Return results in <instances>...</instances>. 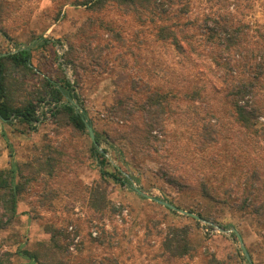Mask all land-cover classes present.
I'll use <instances>...</instances> for the list:
<instances>
[{
    "label": "trees",
    "instance_id": "1",
    "mask_svg": "<svg viewBox=\"0 0 264 264\" xmlns=\"http://www.w3.org/2000/svg\"><path fill=\"white\" fill-rule=\"evenodd\" d=\"M207 1L209 10L203 13L200 35L203 43L212 48L210 61L217 68L221 85L214 91L220 93L217 100L209 97L204 85L151 88L147 82L141 84L139 79L132 78L129 84L134 92L120 93L116 89L113 102L104 109L102 117L106 122L98 124L99 120L95 122L82 107L79 112L70 102L80 103L77 91L82 89L90 69L108 70L103 54L110 49L111 42L94 44L95 34L90 31L98 25L114 41L123 39L110 25L88 19L79 29L82 38L68 42L61 55V64L72 70L73 83L60 67L55 79L41 77L40 62L34 66L33 55L41 57V50L54 47L52 40L41 35L31 36L28 45L15 42L14 52L8 51L0 57V123L15 129L22 126L20 133L27 134L40 125L50 126L55 138L69 129L79 140H86L89 158L99 178L86 188L88 208L92 213L107 209L114 212L117 209L106 190L109 181L121 188L131 189V184L105 157L108 149L100 152L89 140L84 123L88 117L97 144L103 141L108 145L111 156L124 172L140 171L147 161L160 164L158 177L177 193L193 198V207L175 204L178 208L224 229L232 226L226 218L225 224L218 220L225 213L251 221L260 238L259 258H254L258 249L247 251L253 264H264L261 258L264 253V26L254 27L258 39L251 46L252 25L237 17L236 12L242 4L252 8L254 0ZM108 4L140 24H152L157 41L170 44L179 54L184 53L182 40L187 36H180L183 30L174 19L190 14L189 0L75 1L76 6L89 10H101ZM5 12L4 0H0V35L10 41L3 26ZM128 78L124 74L122 79ZM113 84L118 87L116 79ZM182 103L184 110L179 111ZM44 105L50 108L41 120L39 110ZM178 111L184 116L181 123L184 130L179 135L168 129V120L173 116L175 123L180 116ZM183 136L185 145L180 146ZM53 137L44 133L41 144L30 147L24 162L16 161L10 151L8 166L0 168V234L17 221L20 197L34 183H41V206L49 205L57 196V189L51 187L50 181L58 175L64 152L59 143H53ZM129 176L135 181L131 173ZM45 232L48 238L37 241L32 248L22 242L13 251L0 249V264H13L15 256L26 264H70L69 235L52 225H46ZM188 235L187 226H169L162 242L164 252L176 258L188 255ZM240 260L247 264L244 258ZM206 264L223 262L210 254Z\"/></svg>",
    "mask_w": 264,
    "mask_h": 264
},
{
    "label": "rangeland",
    "instance_id": "2",
    "mask_svg": "<svg viewBox=\"0 0 264 264\" xmlns=\"http://www.w3.org/2000/svg\"><path fill=\"white\" fill-rule=\"evenodd\" d=\"M75 1L4 0L6 12L3 26L11 40L8 41L0 35V54L14 50L15 42L28 45L31 36L41 35L50 39L54 42V47L41 50V57L33 55V63L35 66L40 62L41 77L55 79L58 76V67L62 68L59 58L67 49L68 42L73 40L78 42L82 38L79 36L80 26L88 19H93L96 24L101 20L119 32L123 40L114 41L98 25L93 26L90 31L95 34L94 44L111 42L110 49L103 54L104 65L108 70L100 72L98 69H90L91 71L85 75L82 89L77 91L80 106L87 112L88 117L95 122L99 120L98 124L106 122L102 117L104 109L113 102L116 89L120 93L134 92L129 84L132 78L139 79L141 84L147 82L151 88L160 86L163 89L172 84L180 89L188 88L196 83L206 87L209 97H216L217 100L220 96V93L214 92L221 85L217 77V68L210 61L212 48L203 43L200 35L203 13L209 10L207 0H189L192 6L190 14L174 19L178 23V28L183 30L180 36H187L182 40L183 54H179L170 44L157 41L152 24H140L131 15L121 13L113 4H108L101 10H89L84 6H76ZM254 2L252 8L247 9L242 4L236 12L237 17L249 21L252 25L249 44L251 46L258 39L254 27L264 26V2L262 0ZM188 44L194 49H190ZM66 69L74 82L71 68ZM238 69L241 73L242 69L240 67ZM64 73L66 75L67 72ZM124 74L129 78L123 80ZM115 79L118 81L117 88L113 84ZM209 103L212 104L211 102L207 104ZM48 108L50 106L44 105L39 110L42 117L48 114ZM180 108L184 110V103L180 104L179 111ZM178 115L180 116L175 123H172L173 116L168 120V129L175 130L179 135L184 130L181 126L184 116L183 113ZM21 129L22 126L15 129L0 123V168L8 166L10 151L14 153L16 161L22 162L24 157L29 156L33 144H41L44 133L48 132L52 136L50 126L40 125L29 134L20 133ZM62 137H67L65 147L71 156V167L79 164L78 169L61 167L59 175L50 181L51 187L57 189V196L49 205L41 206L42 187L39 182L34 183L31 190L20 197L18 219L6 232L0 234V249L13 251L15 245L22 242H25L28 248H32L37 241L48 238L45 226L52 225L65 230L69 235L67 241L70 264H206L210 254L215 255L223 264H244L243 260H240L243 257L234 236L223 234L203 222L197 221L199 223L197 224L193 218L164 209L165 207L160 204L141 198L133 190L121 188L112 181L107 185V196L113 207L125 208L126 215L117 217L118 210L112 212L111 209L102 213H92L87 204L86 188L99 179L98 172L88 152L85 151L83 155L86 159L85 164L81 154L78 155V159L73 158L77 146L73 137L67 133ZM180 141L179 145L183 146L184 136ZM79 142H82L85 149L88 147L86 140ZM100 145L104 146V149L107 148V153L111 154L105 142L101 141ZM196 160L200 161L198 155ZM114 162L119 167L117 161ZM144 165L140 171L127 172L131 173L140 189L149 196L173 205L193 207V198L189 194L177 193L158 177L159 163L147 161ZM119 169L124 172L120 167ZM217 218L223 224L230 222L231 227L235 225L234 228L241 231L246 249L251 251L258 249L260 238L251 221L239 216L230 217L228 213ZM224 218L229 221H224L226 220ZM93 225L99 229L97 238L102 240L101 242L90 235ZM69 226L73 227L72 231L68 230ZM169 226H187L190 249L188 255L176 258L164 252L162 242ZM75 236L79 238L78 244L75 250L71 251ZM259 251L260 249L256 255L254 254L256 260L259 258ZM261 258L264 263V253L261 254ZM26 263L16 256L13 258V264Z\"/></svg>",
    "mask_w": 264,
    "mask_h": 264
},
{
    "label": "water",
    "instance_id": "3",
    "mask_svg": "<svg viewBox=\"0 0 264 264\" xmlns=\"http://www.w3.org/2000/svg\"><path fill=\"white\" fill-rule=\"evenodd\" d=\"M14 52V50L11 51V53ZM7 53H3V54H0V57L1 56H5ZM61 60V57L59 58ZM62 61V60H61ZM62 69L64 70V72H67L66 73V77L69 79V81L71 83H73V80L70 79V73L68 71V69H66V67L64 65H62ZM71 104L79 111V112H82V108L81 106L74 100H71L70 101ZM89 118L86 117L84 119V123H85V127H86V132H87V135H88V138L89 140L93 143V145L96 147L97 150H99L100 152H103L104 151V146L102 145H99L97 144L96 142V138H95V134H94V131H93V128L92 126L89 124ZM104 155L105 157L108 159L109 163L113 166V167H116L119 169V167L117 166V164L114 162L112 156L110 153H105L104 152ZM120 170V169H119ZM121 173L129 180L130 184H131V190H133L136 194H138L139 196L143 197V198H146V199H149L151 201H154L158 204H160L161 206L169 209L170 211H173V212H176L178 214H181V215H185V216H188V217H191L193 218L194 220L196 221H199V222H203L207 225H210L212 227H214L215 229H217L219 232L223 233V234H229V235H232L235 237L237 243H238V246L240 248V253L242 255V257L244 258V260L247 262V264H253L252 262V259L244 245V242H243V239H242V236L241 234L239 233V231L234 228V227H230L229 229H224V228H221L219 227L217 224H214L210 221H207V220H204L202 219L201 217H199L197 214L195 213H192V212H189V211H185L183 209H180L178 207H176L175 205L165 201V200H161V199H157V198H154L152 196H149L148 194H146L142 189H140L136 184L135 182L133 181V179H131V177L129 176V174H126L125 172H122Z\"/></svg>",
    "mask_w": 264,
    "mask_h": 264
},
{
    "label": "crops",
    "instance_id": "4",
    "mask_svg": "<svg viewBox=\"0 0 264 264\" xmlns=\"http://www.w3.org/2000/svg\"><path fill=\"white\" fill-rule=\"evenodd\" d=\"M52 133V132H51ZM64 133H67L69 136H71V137H73L74 139H75V142H77V146H76V148L74 149V153H73V158L74 157H76V159H78V155L79 154H81V159L83 160V162H84V164H85V160L86 159H84L83 158V155H85L84 153H85V151L86 152H88L87 151V148L85 149L83 146H82V142H79V141H81V140H79V138L76 136V134L75 133H73L71 130H63V132L58 136V137H53V135L51 136V137H53V143H59L60 144V147H61V149L63 150V152H64V156L62 157V160H61V166H60V168H59V171H58V175H59V173H60V169H61V167L63 166V168H66L65 166H67V168H68V166H69V168H72V169H78V166H79V164H76V167H75V165H74V167H71V156L67 153V151H66V147H65V145H66V139H67V137H62V135L64 134ZM50 135V134H49ZM78 143H80V144H78ZM81 146V147H80ZM13 153V152H12ZM13 156H14V153H13ZM28 158V157H27ZM26 157H24L23 158V161L22 162H24L25 161V159H27ZM69 163V164H68ZM86 168V167H85ZM79 171V170H78ZM77 171V172H78ZM79 173V172H78ZM57 175V176H58ZM56 176V177H57ZM55 177V178H56ZM79 177H81V175L79 174Z\"/></svg>",
    "mask_w": 264,
    "mask_h": 264
},
{
    "label": "built area",
    "instance_id": "5",
    "mask_svg": "<svg viewBox=\"0 0 264 264\" xmlns=\"http://www.w3.org/2000/svg\"><path fill=\"white\" fill-rule=\"evenodd\" d=\"M46 116L48 115V114H45ZM43 119V117L41 116V120ZM116 209L118 210V213H117V217H120V216H124V215H126V209L125 208H123V207H120V206H116ZM68 230L69 231H72L73 230V227L72 226H69L68 227ZM99 229L97 228V226L96 225H93V227L91 228V230H90V235H91V237L92 238H97L98 236H99ZM78 240H79V238H78V236H75L74 238H73V244H72V246L70 247V250L71 251H74L75 250V246H76V244H78Z\"/></svg>",
    "mask_w": 264,
    "mask_h": 264
}]
</instances>
